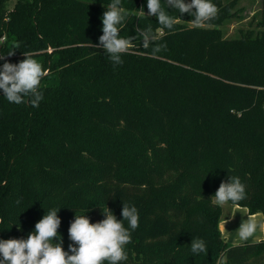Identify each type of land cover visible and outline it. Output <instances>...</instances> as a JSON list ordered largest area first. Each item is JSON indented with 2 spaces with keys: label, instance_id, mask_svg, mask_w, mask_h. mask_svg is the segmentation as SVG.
<instances>
[{
  "label": "trees",
  "instance_id": "obj_1",
  "mask_svg": "<svg viewBox=\"0 0 264 264\" xmlns=\"http://www.w3.org/2000/svg\"><path fill=\"white\" fill-rule=\"evenodd\" d=\"M8 2L0 56L15 52L0 66L31 53L48 75L39 107L0 90V239H27L58 208L69 251L76 212L96 223L108 207L119 220L126 202L140 219L121 264H264V239L227 242L211 198L236 176L239 205L264 213V0L256 25L232 37L223 25L241 17L237 0H212L218 17L202 27L169 8L181 18L172 30L147 16V0H122L133 14L120 35L136 39L115 66L96 47L111 0ZM148 26L167 45L155 56L136 31ZM193 238L207 254L193 255Z\"/></svg>",
  "mask_w": 264,
  "mask_h": 264
},
{
  "label": "clouds",
  "instance_id": "obj_2",
  "mask_svg": "<svg viewBox=\"0 0 264 264\" xmlns=\"http://www.w3.org/2000/svg\"><path fill=\"white\" fill-rule=\"evenodd\" d=\"M106 7L107 10L102 15L103 34L96 47L103 48L114 66L122 65L121 57L134 47L136 36L125 38L120 33L133 12L122 6V0H111ZM169 8L181 15H191L193 19L190 22L196 27L204 26L219 14V8L212 0H163V3L162 0H147V16L157 17L158 25L172 30L181 18L170 15ZM139 11L146 16L143 8ZM136 31L142 37L143 48L148 49L151 46V55L155 56L167 49L166 44L157 42L158 37L151 26L137 28ZM14 52L11 51L5 56H11ZM23 54L25 58L19 63L4 62L0 66V90L9 103H29L32 107H39L43 100L41 81L48 73L31 53ZM5 56H0V59ZM211 198L212 203L217 206L223 207L229 202L238 206L239 202L247 198L246 186L239 177L229 176L227 182L220 183ZM59 210H47L27 239H0V264H121L128 259L125 246L131 242L132 232L139 227L140 219L134 205L123 202V219L119 220L106 207L102 209L105 218L96 223L91 222L85 215L87 211L79 215L76 212L68 229L72 242L69 244V251L63 249V240L58 232L61 225ZM125 221L128 227H125ZM226 223L225 219L224 226ZM258 229L264 230V223L259 222L255 216L248 215L235 232L240 241H248L256 235ZM190 249L193 255L207 254L205 242L200 238L192 239Z\"/></svg>",
  "mask_w": 264,
  "mask_h": 264
},
{
  "label": "rangeland",
  "instance_id": "obj_3",
  "mask_svg": "<svg viewBox=\"0 0 264 264\" xmlns=\"http://www.w3.org/2000/svg\"><path fill=\"white\" fill-rule=\"evenodd\" d=\"M17 0H9V7H13ZM228 1V0H224ZM261 8V0H237L236 9L239 10L241 17H236L230 20L228 23L223 25L225 34L229 37L239 36L241 34V29H247L248 27H254L256 25V20L254 19L255 12L259 11ZM224 215L229 214L232 210L233 205L227 203L223 206Z\"/></svg>",
  "mask_w": 264,
  "mask_h": 264
},
{
  "label": "crops",
  "instance_id": "obj_4",
  "mask_svg": "<svg viewBox=\"0 0 264 264\" xmlns=\"http://www.w3.org/2000/svg\"><path fill=\"white\" fill-rule=\"evenodd\" d=\"M224 213L225 211L223 208V215L219 225L224 239L229 243L237 244V243L247 242V241H240L235 231L239 228L241 222L247 219L248 215L255 216L259 222L264 223L263 212L250 213L248 207L239 204L238 206L233 205V208L229 212V214L224 215ZM225 219L227 220V223L224 226ZM263 239H264V230L258 229L256 235L253 238H250L248 241H261Z\"/></svg>",
  "mask_w": 264,
  "mask_h": 264
},
{
  "label": "built area",
  "instance_id": "obj_5",
  "mask_svg": "<svg viewBox=\"0 0 264 264\" xmlns=\"http://www.w3.org/2000/svg\"><path fill=\"white\" fill-rule=\"evenodd\" d=\"M3 39H5V37H4V36L1 38V40H3Z\"/></svg>",
  "mask_w": 264,
  "mask_h": 264
}]
</instances>
